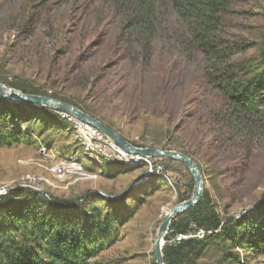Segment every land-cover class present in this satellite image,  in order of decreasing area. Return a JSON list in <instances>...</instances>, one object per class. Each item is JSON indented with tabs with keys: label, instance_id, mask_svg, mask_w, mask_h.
<instances>
[{
	"label": "rangeland",
	"instance_id": "1",
	"mask_svg": "<svg viewBox=\"0 0 264 264\" xmlns=\"http://www.w3.org/2000/svg\"><path fill=\"white\" fill-rule=\"evenodd\" d=\"M45 1L0 0L1 82L67 98L102 118L134 147L184 154L199 169L201 198L207 194L221 221L257 220L264 214V124L233 132L235 119L206 84L207 61L183 52L179 35L185 25L168 5L156 4L162 13L160 28L144 57L136 44L125 54L124 42H116L121 15L108 0L82 6V0ZM225 31L230 39L263 42L264 0L235 3ZM98 35L97 46L83 54ZM65 126L60 135L45 129L30 141L0 145V189L21 188L46 200L83 205L86 211L112 209L116 205L103 200L123 196L126 220L118 226V240L91 264H156L153 244L159 226L193 194L189 171L178 160L150 158L156 171L149 176L157 178L146 183L148 163L123 169L104 159L90 160L71 126ZM47 135L58 140L50 149L42 142ZM57 167L64 176L54 171ZM179 193L185 196L181 202ZM210 234L191 222L185 235L172 236L168 227L165 237L178 243L202 241ZM227 251L237 253L239 262L227 259ZM192 256L197 264H264V258H246L240 246L218 241Z\"/></svg>",
	"mask_w": 264,
	"mask_h": 264
},
{
	"label": "trees",
	"instance_id": "2",
	"mask_svg": "<svg viewBox=\"0 0 264 264\" xmlns=\"http://www.w3.org/2000/svg\"><path fill=\"white\" fill-rule=\"evenodd\" d=\"M79 1L73 0L75 3ZM85 1L89 5L96 0H82L80 5ZM108 1L121 15L116 42H124L125 54H130L131 45L136 44L140 48L138 54L144 57L150 55L151 38L160 28L162 13L156 4L161 2L164 8L168 5L185 25L184 32L179 35L183 52L192 57L197 53L207 61L206 84L219 94L230 118L235 119L237 124L233 132L237 134L240 126L252 129L264 124V41L254 43L240 37L230 39L225 33L227 15L235 3L243 0ZM95 20L100 23V11ZM99 37H95L82 53L97 46ZM252 49H256L255 53H251ZM6 84L23 94L46 96L68 103L106 124L102 118L67 98L14 82ZM65 125L52 109L0 97V145L30 141L32 136L41 135L45 129L60 135L66 129ZM42 142L44 148L50 149L58 140L47 135ZM150 160L154 162L155 159ZM156 178L149 176L144 182ZM136 182H133V187ZM123 198L118 201L104 199L116 205L112 209L94 207L86 211L83 205L71 201L52 197L46 200L38 193L21 188L9 190L0 196V264H91L118 240V226L126 220L124 205H121ZM184 199L185 196L179 193L178 200ZM245 220L221 221L208 203L207 194H203L197 205L171 221L169 231L172 236L185 235L189 224L194 222L211 234L202 241L189 238L178 243H170V236L165 237L162 247L164 263L197 264L192 255L195 254L196 258L204 246L215 241L232 247L240 246L247 252L246 258H264V214H260L257 220ZM225 257L237 262L240 259L237 253L228 251Z\"/></svg>",
	"mask_w": 264,
	"mask_h": 264
},
{
	"label": "water",
	"instance_id": "3",
	"mask_svg": "<svg viewBox=\"0 0 264 264\" xmlns=\"http://www.w3.org/2000/svg\"><path fill=\"white\" fill-rule=\"evenodd\" d=\"M0 97L7 101L29 103L33 105L46 107L55 110L56 112L58 111L65 112L77 118L78 120L82 121L83 123H86L94 127L95 129L100 131L103 135H105L107 138H109L113 143H115L119 148H121L123 151H125L130 155L141 158L175 159L185 165L194 183L193 194L189 199L176 205L165 215L154 238L153 251H154L156 264H165L163 261L162 247H163L165 234L168 230L170 222L178 215L188 211L189 209L197 205L201 198L202 180L199 169L197 168L195 163L190 158L179 152L161 150L157 148L134 147L132 144H130L124 138L119 136L115 131L107 127L102 122L84 113L83 111L77 109L76 107L68 103L62 102L60 100L51 97L40 96V95L23 94L20 91L11 88L9 85L1 81H0Z\"/></svg>",
	"mask_w": 264,
	"mask_h": 264
},
{
	"label": "built area",
	"instance_id": "4",
	"mask_svg": "<svg viewBox=\"0 0 264 264\" xmlns=\"http://www.w3.org/2000/svg\"><path fill=\"white\" fill-rule=\"evenodd\" d=\"M56 115L71 126L75 139L82 145L85 155L90 160L97 161L99 158L104 159L111 164L122 166L123 169L125 167L136 166L141 162H146L149 164L147 176L156 171L155 167L150 165V158H141L126 153L100 131L65 112L58 111ZM54 171L59 176H64L63 169L57 167ZM7 192L5 188H1L0 196L5 195Z\"/></svg>",
	"mask_w": 264,
	"mask_h": 264
}]
</instances>
